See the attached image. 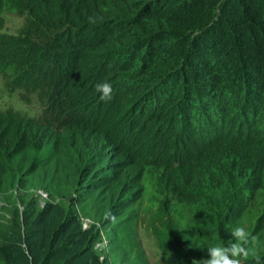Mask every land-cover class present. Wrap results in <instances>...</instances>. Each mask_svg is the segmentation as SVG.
Masks as SVG:
<instances>
[{
    "label": "trees",
    "instance_id": "16d2710c",
    "mask_svg": "<svg viewBox=\"0 0 264 264\" xmlns=\"http://www.w3.org/2000/svg\"><path fill=\"white\" fill-rule=\"evenodd\" d=\"M0 76V264H149L141 200L166 264L264 242V0H0Z\"/></svg>",
    "mask_w": 264,
    "mask_h": 264
},
{
    "label": "rangeland",
    "instance_id": "374dc122",
    "mask_svg": "<svg viewBox=\"0 0 264 264\" xmlns=\"http://www.w3.org/2000/svg\"><path fill=\"white\" fill-rule=\"evenodd\" d=\"M22 23L21 17L17 16V14H8L6 21V30L8 32L17 33L20 28V24ZM6 80L4 77L0 76V109L5 110L7 108H14L15 111L26 112L29 115L37 114L40 111L41 105L39 101L36 99V96H29V98L21 97V91L11 92L7 85L5 84ZM40 113V112H39ZM39 115V114H38ZM37 115V116H38ZM37 201L39 207H42L46 198L37 194ZM260 200L264 201V193L261 194ZM138 208L140 209L139 219L137 221V230L139 236L142 241V246L147 252V257L149 264H166L165 258L161 253L157 241L152 235V221L154 219V213L151 210L149 202L147 200H141L138 204ZM23 210V206L21 208ZM81 220L84 223V227H88L91 223V219H89V215L92 213V209L88 207H83L79 209ZM251 216H247L243 219V222L249 223ZM93 246V250L98 252L101 255V259L105 256V248L106 241L97 240ZM264 250V242L256 240L253 246L251 247L250 254L259 255ZM251 258V256H250Z\"/></svg>",
    "mask_w": 264,
    "mask_h": 264
},
{
    "label": "clouds",
    "instance_id": "9594fccd",
    "mask_svg": "<svg viewBox=\"0 0 264 264\" xmlns=\"http://www.w3.org/2000/svg\"><path fill=\"white\" fill-rule=\"evenodd\" d=\"M90 23H96L95 17H89ZM96 90L101 93L100 99L110 101L113 89L110 83L98 84ZM232 242L227 245H209L207 256L201 259H193L192 264H243L251 259L254 264H264V258L256 254H250L249 245L256 239L243 225H237L231 230Z\"/></svg>",
    "mask_w": 264,
    "mask_h": 264
},
{
    "label": "built area",
    "instance_id": "2783aa9c",
    "mask_svg": "<svg viewBox=\"0 0 264 264\" xmlns=\"http://www.w3.org/2000/svg\"><path fill=\"white\" fill-rule=\"evenodd\" d=\"M38 194L41 195L42 197L46 198V199L49 198L48 193L45 192L44 190H40ZM243 264H245V262H243Z\"/></svg>",
    "mask_w": 264,
    "mask_h": 264
}]
</instances>
